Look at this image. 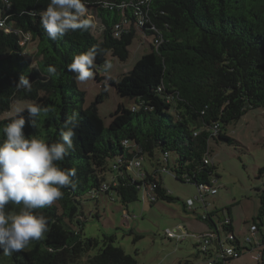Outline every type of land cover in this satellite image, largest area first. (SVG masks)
<instances>
[{"label":"trees","instance_id":"16d2710c","mask_svg":"<svg viewBox=\"0 0 264 264\" xmlns=\"http://www.w3.org/2000/svg\"><path fill=\"white\" fill-rule=\"evenodd\" d=\"M140 1L106 0L110 7L105 8V0H86L88 10L97 17V22L92 19L95 27L52 41L39 16L48 0H0V17H7L0 26V113L21 100L50 106L53 112L42 116L36 128L28 126L27 111L23 113L25 134L49 143L59 140L60 128L73 112L79 114L80 122L74 137L76 150L57 162L76 170L75 187L63 188L62 199L34 210L47 218L48 232L22 252L11 257L0 254V264H138L134 256L114 245V236H106L100 246L97 238L83 235V197L89 193L98 200L99 193H106L127 205L145 191L150 204L178 200L164 187L162 168L183 182L212 185L216 165L205 163L204 158L206 153L213 157L211 140L232 143L223 133L225 126L250 109L264 108V0H152L149 21L157 26L156 32L149 22L140 26L135 14ZM116 24H121L119 36ZM96 30L100 37L94 35ZM137 35L154 36L151 50L118 81L108 78L117 93L132 102L119 103L106 126L97 109L103 95L84 107L85 93L67 65L74 55L95 47L93 71L102 80L106 76L98 69L110 61V54L127 60ZM48 66L56 68L55 76H48ZM21 74L30 80L31 92L15 88ZM14 118L16 114L0 119V141L2 128ZM215 125L219 131L214 135ZM171 152L177 154L173 167ZM136 158L143 159V178L138 177V169L129 167ZM151 183L157 186L154 201L147 195ZM103 184L108 188L102 189ZM261 202L253 223L264 215V194ZM19 208L9 205L6 211ZM216 214L203 220L211 230L217 226ZM227 219L222 227L229 234L233 232L230 209L221 223ZM217 239L214 249L220 247L222 238ZM93 250L98 251L85 258ZM258 262L264 264V259Z\"/></svg>","mask_w":264,"mask_h":264},{"label":"rangeland","instance_id":"374dc122","mask_svg":"<svg viewBox=\"0 0 264 264\" xmlns=\"http://www.w3.org/2000/svg\"><path fill=\"white\" fill-rule=\"evenodd\" d=\"M92 13L88 10V17L97 22L96 15ZM94 35L100 37V32L96 30ZM146 37L137 35L134 38L129 46V57L125 61L109 55L111 70L105 72L104 67L98 69L100 75L106 78L98 80V73L94 71V77L89 81L77 82L78 88L85 93L84 107L92 105L99 95H103L97 103V109L106 126L110 124L111 113L119 103L132 102L129 98H122L108 82V78L118 81L120 76L131 71L137 61L151 50L150 43L154 36ZM33 46L34 44L31 45L32 48ZM30 104L33 102L29 100L14 102L9 111L0 113V119L16 114L17 107ZM223 133L231 137L233 142L211 140L212 158L218 175H212L211 184L218 189V193L208 194V211H218L213 219L221 238L226 240L228 234L223 229L221 220L224 215L227 216V209H230L233 232L241 246L248 249L243 255L233 259V264H259L253 258L258 250L253 248L252 243L256 242V238L250 226L262 209L261 196L264 194V108L248 110L239 119L225 126ZM176 162L177 154L171 152V167ZM144 165L147 167L148 161ZM161 174L164 187L178 200L160 199L155 204H150L145 191H140L139 200L124 205L117 198L115 201L111 200L106 193H99L98 200L88 193L83 197L86 217L83 235L97 238L100 246L106 236H114V245L134 256L138 264H205L204 254L199 252L197 244L199 235L207 224L184 207V203L190 198L195 201V207H200V201L196 199L199 195L198 188L196 184L183 182L169 172ZM197 211L201 215L204 210L199 208ZM183 225H186L189 234L181 242L165 236L168 229L184 234L186 231L181 230ZM249 236L252 243L247 241ZM97 251H91L85 258Z\"/></svg>","mask_w":264,"mask_h":264},{"label":"clouds","instance_id":"9594fccd","mask_svg":"<svg viewBox=\"0 0 264 264\" xmlns=\"http://www.w3.org/2000/svg\"><path fill=\"white\" fill-rule=\"evenodd\" d=\"M108 8L110 4L103 3ZM86 0H48L39 13L40 25L52 41L61 40L76 31H90L95 22L88 17ZM97 49L92 47L76 54L67 65L77 82L84 83L94 77ZM112 68L105 62L104 71ZM47 74H57L54 66H48ZM16 89L32 91L28 77L20 75ZM27 124L36 128L40 118L48 117L53 109L30 104L16 108V118L2 128L4 139L0 141V254L11 257L26 250L33 241L41 240L48 232V221L34 210L51 206L64 196L63 188L75 187V169H64L57 162L76 150L74 137L80 126L79 114L73 112L62 124L59 140L49 143L46 139L26 135ZM18 205L19 211H6L7 206Z\"/></svg>","mask_w":264,"mask_h":264},{"label":"built area","instance_id":"2783aa9c","mask_svg":"<svg viewBox=\"0 0 264 264\" xmlns=\"http://www.w3.org/2000/svg\"><path fill=\"white\" fill-rule=\"evenodd\" d=\"M152 0H141L140 5L138 6L137 10L135 11L136 16L138 17V21L140 26L145 25L146 22H149L150 28L153 31H157V26L155 24H152L149 21V15H150V5ZM112 7V6H111ZM6 18L0 17V26H4L6 22ZM115 35L119 36L121 32V24H116L115 28ZM10 30V29H8ZM123 30V29H122ZM162 37V36H160ZM159 37V38H160ZM158 37L155 40L156 44H159L161 42V38ZM134 109V107H133ZM219 131V126H214V135L217 134ZM125 145L129 144V140L125 139L123 142ZM205 163H213V158L210 156V154L206 153L205 155ZM143 165V159L142 158H136L134 159L131 164L129 165L130 168L138 169V177L143 178L145 176V172L142 169ZM161 172H169L166 168H162L160 170ZM172 174V173H171ZM156 184L151 183L149 184L148 189V196L149 198L154 201L157 198L156 195ZM107 184H103L102 189H107ZM199 195L196 196V199L202 203L204 206V211L200 215V212H198V216L202 218V220H206L209 217L210 212L207 211L208 203L206 202V198L208 197V194L215 195L218 193V189L214 187L213 185H207V184H200L197 186ZM204 191V192H203ZM186 207L188 210H191L192 212H196L198 208L195 207V201L193 199H188L186 201ZM228 219L224 220L222 224H227ZM264 215L260 217L259 222H254L250 226V230L252 233H254V238H256V242L252 243V239L250 236L247 238V241L252 243L258 251L257 254L253 255V258L257 261L264 259ZM185 232V230H183ZM189 233L185 232L184 234H180L179 232H176V230L168 229L165 232V235L170 239H176L178 242L184 240ZM220 236L219 228L216 226L215 230L206 231L204 233H201L199 235V243L197 244L199 250L201 253L205 256V264H233V259L240 257L243 255L248 249L246 247H242L240 244V241L235 236L234 232H231L227 235L226 240L220 239V247L213 248L212 245L214 244L215 240ZM218 240V239H217ZM216 246V245H215ZM218 249V250H217ZM209 255V256H208Z\"/></svg>","mask_w":264,"mask_h":264},{"label":"crops","instance_id":"0c3cea01","mask_svg":"<svg viewBox=\"0 0 264 264\" xmlns=\"http://www.w3.org/2000/svg\"><path fill=\"white\" fill-rule=\"evenodd\" d=\"M200 204V207H199V205H198V209L199 208H201L202 210H204V206L202 205V203H199ZM190 211V210H189ZM207 211H208V207H207ZM212 211H215V210H212ZM197 217H198V211H197V214H196V212L194 213ZM211 214V213H210ZM206 222V221H205ZM206 224H207V226H206V229L202 232V233H204V232H206V231H210L211 229H210V225L206 222ZM175 227H177L178 228V226H175ZM182 229H184L187 233H189V231L187 230L188 228L186 227V225H183V227L181 228V230Z\"/></svg>","mask_w":264,"mask_h":264},{"label":"water","instance_id":"95a60500","mask_svg":"<svg viewBox=\"0 0 264 264\" xmlns=\"http://www.w3.org/2000/svg\"><path fill=\"white\" fill-rule=\"evenodd\" d=\"M182 230H184V229H182Z\"/></svg>","mask_w":264,"mask_h":264}]
</instances>
